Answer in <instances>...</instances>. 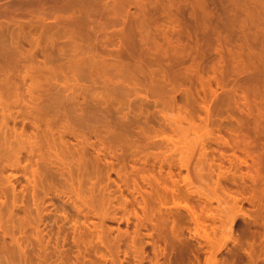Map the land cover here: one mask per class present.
I'll use <instances>...</instances> for the list:
<instances>
[{
	"label": "rangeland",
	"instance_id": "374dc122",
	"mask_svg": "<svg viewBox=\"0 0 264 264\" xmlns=\"http://www.w3.org/2000/svg\"><path fill=\"white\" fill-rule=\"evenodd\" d=\"M46 1L0 0V264H264V181L228 151L264 95V2L120 0L146 46L117 76L72 49L115 53L133 23ZM113 132L146 136L127 172Z\"/></svg>",
	"mask_w": 264,
	"mask_h": 264
},
{
	"label": "bare ground",
	"instance_id": "6f19581e",
	"mask_svg": "<svg viewBox=\"0 0 264 264\" xmlns=\"http://www.w3.org/2000/svg\"><path fill=\"white\" fill-rule=\"evenodd\" d=\"M47 1H50V0H47ZM53 1H56L57 4L59 1L60 3L65 4V2H61L62 0H51L50 2H53ZM70 1H73V0H70ZM74 1L72 2L73 4L66 1L68 2V5H63L58 8L60 12H62L64 15L65 14L67 15V16L62 15L59 17V19L63 21H70L73 25H76L79 22H82V23L85 22L87 26L89 25L88 26L89 29L95 30V27L91 26L90 24L91 22L89 20L91 17L90 10L85 9L83 7L79 8L78 7L79 1H78V5L77 3L74 4L77 0L75 2ZM108 1H110L108 4L103 5L106 11H108L109 13H112L119 19L125 20L124 22L133 23L130 26L131 31H129L128 36L125 37L123 41L125 48L122 50L118 49L115 53L107 54V56L105 55L101 56L100 53H94L92 55H87V57L84 59H81L82 57L79 58L78 49L73 48L72 51L74 53V60L72 61V64H73L75 71H78L80 68H88L95 72L112 70L115 72V75L117 76H119V74L121 73H125V74L129 73L130 75H132L133 73L138 72L137 65L139 64L140 59L138 58L137 54L139 53L140 50L142 51L145 50V46H146L145 40L141 37L136 36L135 32L133 31V26H135L136 24L138 25L137 20L136 19L131 20L129 17H127L128 14L126 13L125 6L122 4V2L120 0H108ZM263 2L264 1L262 0V3ZM258 6L259 5H257L256 7ZM263 6H264V3H263ZM134 22L136 23L135 25H134ZM82 23L81 25L85 26V24H82ZM148 53L149 52L147 51L145 54H148ZM8 69L9 68L7 69L5 68L7 77H8V86L12 89L11 87L12 81L10 80H11V75L13 71L8 70ZM127 80L130 84L134 83V79H132L131 77H128ZM254 91H257V90H254ZM254 91L249 92L247 97L244 96V98L247 100L246 102L248 105L247 107H249L252 110L251 114L253 115V113L255 114V112L257 114L256 116L257 120L255 121V127H253L254 129H251V127L243 128V130L237 133L236 139L232 140V143L229 141V146H228L229 149L228 148L227 149L228 151L232 152L236 156L239 153L241 155H244L247 159H251L253 161V165L251 167L253 171L252 174H254L253 177L255 178V181L263 182L264 181V95H261V93L255 94ZM89 109L93 110V113L98 112V109L95 107L90 106ZM81 123L88 124L90 123V120L88 118H82ZM144 137L146 138V136H143V135L137 136V135H133L131 133H125V132L123 133L113 132L112 133L113 145L107 148L109 150L108 155L116 158L121 171L127 172L128 163H126V158L128 157V154L130 153V151H133V152L139 151L140 146L136 144L135 141L136 139H139V138L141 139ZM130 141H132V143ZM119 148H121L122 153L118 155L117 150ZM261 150H262V153L259 154ZM112 152H114V154H112ZM137 152L135 153V156L136 154H138ZM143 171H141V173ZM144 173L145 171L140 175V173L138 172V174L142 176L141 177L142 179H145L146 177ZM127 175H128L127 173H125V175H121L120 173L119 178L124 183V185L127 186V188H129L131 185L130 183L131 181H129ZM136 180L137 179L133 181L135 183L134 187L137 188L138 182ZM259 202L261 203L260 199H259Z\"/></svg>",
	"mask_w": 264,
	"mask_h": 264
}]
</instances>
